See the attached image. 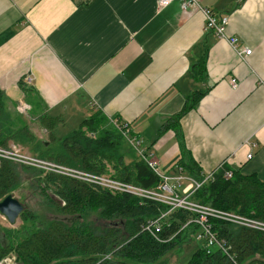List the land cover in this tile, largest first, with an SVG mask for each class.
Instances as JSON below:
<instances>
[{
    "label": "crops",
    "instance_id": "0c3cea01",
    "mask_svg": "<svg viewBox=\"0 0 264 264\" xmlns=\"http://www.w3.org/2000/svg\"><path fill=\"white\" fill-rule=\"evenodd\" d=\"M183 1L0 0V36L10 33L0 41L4 99L27 104L25 119L59 118L55 138L97 112L125 124L127 151L139 138L167 176L225 162L264 180V0H199L228 16L227 34L251 50L245 58Z\"/></svg>",
    "mask_w": 264,
    "mask_h": 264
},
{
    "label": "trees",
    "instance_id": "16d2710c",
    "mask_svg": "<svg viewBox=\"0 0 264 264\" xmlns=\"http://www.w3.org/2000/svg\"><path fill=\"white\" fill-rule=\"evenodd\" d=\"M9 36L10 33L0 36V41ZM202 69L200 66L196 71L193 70L192 76L201 73ZM200 94L195 93L193 99L199 98ZM6 103L0 91V147L8 149L11 143L34 142L35 136L27 126L13 129L9 126L12 125L11 119H2L6 115ZM37 122L47 130V141L36 143L33 151L51 164L96 176L111 175L115 180L144 189L156 188L161 182L145 160L125 163L126 155L134 159V150H126L127 143L121 131L99 112L60 138L52 134L54 127L61 122L59 118L41 116ZM116 124L121 126L122 123L116 121ZM109 167H112V172ZM223 168L232 170V176L225 178L223 171L218 170L213 180L204 182L192 192L191 201L264 223V180L254 175H242L226 165ZM186 169L197 180L205 174L194 162ZM36 179L45 193L63 202L58 208L64 216L82 217L91 207H102L107 214L125 222L126 237L121 235L115 225L96 232L86 226L76 227L64 220L52 219L45 226L32 230L15 245H5L0 241V262L15 257V264H148L164 255L178 241L187 243L193 240L197 247L186 264L228 262L220 250H213L209 254L205 252L202 242L193 237L198 231L196 225L178 231L191 215L188 211L175 209L167 216L165 223L168 225L165 224L161 236L171 231V234H176L171 239L173 243H162L147 233L143 226L146 221L167 210L168 205L140 199L127 192L112 193L97 184L53 171L38 172ZM19 184L20 176L15 165L0 157V199ZM21 215L25 220H35L29 211ZM209 222L217 238L224 241L228 253L237 263L264 264V230L217 218H210ZM122 237L127 241L119 246Z\"/></svg>",
    "mask_w": 264,
    "mask_h": 264
},
{
    "label": "built area",
    "instance_id": "2783aa9c",
    "mask_svg": "<svg viewBox=\"0 0 264 264\" xmlns=\"http://www.w3.org/2000/svg\"><path fill=\"white\" fill-rule=\"evenodd\" d=\"M174 0H157V7L163 8L169 5ZM181 9L186 10H198L204 16L203 30L212 33L214 36L221 40H225L231 48L239 55L240 58L247 57L251 50L248 48H241L238 45V39L235 36H229L227 34L228 26V16L223 13H217L214 10L202 6L199 0H184L181 4ZM26 84L31 83V77H24ZM236 80L231 79L230 84L234 88L236 86ZM27 104H22V107H18L20 112H25L28 110ZM116 124V121H113ZM117 125V124H116ZM122 129V135L124 137H129L128 129L125 124H120ZM130 144L129 147L132 148L139 159L145 160L150 168L159 176L161 179L160 184L156 188L144 189L139 186H133L131 184H125L118 180L107 178L103 175L96 176L87 174L78 170H73L71 168L58 166L55 164H49L51 169L49 171L58 172L71 176L73 178L97 184L102 189H106L113 192H127L140 199H146L154 202H159L168 205V209L163 211L156 218L150 219L145 222L144 230L149 233L152 237L157 240V237H161L164 230L165 220L167 216L175 209H183L191 213L189 218L180 226V230L188 228L190 225H196L198 231L193 235L195 240L202 242V247L207 254L211 253L213 250H220V252L228 258L227 264H239L232 256L228 253V247L224 244V241L217 238V234L213 232L212 225L209 222L210 218H217L224 221L234 223L239 226H246L251 228H257L264 230V223L251 220L249 218L240 216L232 212H221L214 209L213 207L198 204L191 201L190 195L196 189H198L204 182L213 180L214 174L218 170L223 171V176L225 178H230L232 176V170L224 169L225 162H222L215 170L205 173L200 180L194 179L192 177H184L181 175L171 177L163 173L159 164L151 159V156L146 153L145 149L141 145V140L135 136L128 138ZM251 155L248 154L249 158ZM1 157V156H0ZM4 158V157H2ZM177 169H181L178 167ZM186 178L187 184L178 190L179 181ZM174 181V182H172ZM168 225V224H166ZM174 236H168L163 238L162 243L170 241Z\"/></svg>",
    "mask_w": 264,
    "mask_h": 264
},
{
    "label": "rangeland",
    "instance_id": "374dc122",
    "mask_svg": "<svg viewBox=\"0 0 264 264\" xmlns=\"http://www.w3.org/2000/svg\"><path fill=\"white\" fill-rule=\"evenodd\" d=\"M18 107H22V104H19L17 107H11L7 102L4 105L6 115H3L2 119L4 121L5 119L8 120V118L9 120L11 119L12 125L10 124L9 126L13 129L27 126L31 133L34 134L35 139L32 143H11L9 144L8 149L0 147V156L10 160L15 165L17 173L20 176V184L9 194L17 199L23 208L22 212L13 223H10L0 213V241L5 245H15L32 230L37 229L40 226H45L47 222L52 219L64 220L66 223L75 225L76 227L86 226L96 232H101L107 227L115 225L116 228L120 229L121 235L126 237L124 235L126 233L125 222L112 217L111 214H107V211L102 207H91L82 217H69L61 214L58 207L62 206L63 202H61L58 197L45 193L36 181V173L41 171L46 172L51 169L49 163L46 160L39 158L37 156L38 152L33 151L36 143L47 141L46 134L41 131L38 122L25 119V116L23 115L26 114L27 111L24 113L20 112ZM53 133L56 137L64 135L61 129H57L53 131ZM128 159L129 158H127L126 161H128ZM105 177L113 178L111 175H106ZM182 183V185H184L186 182ZM119 193L122 194L123 192ZM1 200L2 199H0V201ZM25 211L31 212L35 217L33 222L22 218L21 214ZM171 232L168 234L166 232L164 233L168 236H174L176 234V232L172 234ZM165 234L161 237H157V240H163V238L166 237ZM123 237L120 239L119 246L124 245L127 241L126 238L124 240ZM168 242L173 243L171 240ZM196 247L197 245L194 240L187 243L186 241H178V243H175L174 246H172L164 255L148 264H186ZM14 259L15 257L6 258L1 261L0 264H15Z\"/></svg>",
    "mask_w": 264,
    "mask_h": 264
},
{
    "label": "water",
    "instance_id": "95a60500",
    "mask_svg": "<svg viewBox=\"0 0 264 264\" xmlns=\"http://www.w3.org/2000/svg\"><path fill=\"white\" fill-rule=\"evenodd\" d=\"M23 208L17 199L11 194L6 195L0 201V213L10 222L13 223L20 215Z\"/></svg>",
    "mask_w": 264,
    "mask_h": 264
},
{
    "label": "bare ground",
    "instance_id": "6f19581e",
    "mask_svg": "<svg viewBox=\"0 0 264 264\" xmlns=\"http://www.w3.org/2000/svg\"><path fill=\"white\" fill-rule=\"evenodd\" d=\"M112 124L117 128V129H119L120 131H121V133H122V131L124 130V129H122L121 127H119L118 125H116V124H114L113 122H112ZM49 164H51L50 162H48ZM148 164V163H147Z\"/></svg>",
    "mask_w": 264,
    "mask_h": 264
}]
</instances>
